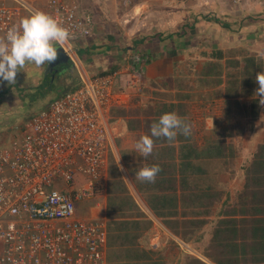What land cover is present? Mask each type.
Returning <instances> with one entry per match:
<instances>
[{"label": "crops", "instance_id": "0c3cea01", "mask_svg": "<svg viewBox=\"0 0 264 264\" xmlns=\"http://www.w3.org/2000/svg\"><path fill=\"white\" fill-rule=\"evenodd\" d=\"M25 1L48 12V0ZM73 1L94 21L92 36L75 41L88 67L93 59L107 74L132 54L148 60L140 92L133 83L125 89L128 70H119L116 90L126 104L111 112L113 152L97 197L78 207L80 217L107 223L105 264H264V188L255 185L264 177V100L256 95L264 72V0H196L193 7L155 0L173 8L156 28L167 34L181 28V35L145 40L148 33L135 29L128 45L117 25L131 0ZM152 2L139 0L133 10ZM32 65L7 84L20 85ZM193 66L196 79L183 72ZM167 113L185 118L190 135L153 138L152 153L142 155L136 142ZM154 165L160 168L154 183L135 178Z\"/></svg>", "mask_w": 264, "mask_h": 264}, {"label": "built area", "instance_id": "2783aa9c", "mask_svg": "<svg viewBox=\"0 0 264 264\" xmlns=\"http://www.w3.org/2000/svg\"><path fill=\"white\" fill-rule=\"evenodd\" d=\"M47 7L69 33L54 46L80 81L32 114L20 139L0 146V264H105L107 223L80 217L78 207L101 190L114 147L111 112L126 94L116 90L120 71L85 73L75 41L92 36L93 18L73 0H48ZM35 12L25 0H0V38ZM147 63L131 55L125 89L133 83L142 90Z\"/></svg>", "mask_w": 264, "mask_h": 264}, {"label": "rangeland", "instance_id": "374dc122", "mask_svg": "<svg viewBox=\"0 0 264 264\" xmlns=\"http://www.w3.org/2000/svg\"><path fill=\"white\" fill-rule=\"evenodd\" d=\"M131 3H128L125 6H123L124 10H126V18L122 19L121 23L118 24V28L120 31L123 32V34H127L128 37L125 38L126 43L125 45H128L132 43V40L134 39L131 35L135 36V29H138V31L148 33L147 36L141 38L145 40L150 39H159L160 41L164 42L166 38L168 39L172 35H181L182 30L179 29V32H177V28H175V31L171 34H167L170 30H159L162 28H159L166 20L168 12H170L172 9L170 5H162V2H156L154 5H149L143 7L142 10H133V7H135L133 4H139V0H131ZM178 4H181L183 0H176ZM186 2V7H193L196 4V0H184ZM195 1V3H194ZM224 1V0H222ZM176 3V4H177ZM151 4V3H150ZM176 8V7H175ZM180 9V8H179ZM135 15V16H134ZM159 16L163 19V22H161V18L159 19ZM158 17V18H157ZM158 20V21H157ZM181 21V20H180ZM192 24V21L187 24L188 27L195 26L190 25ZM116 25V24H115ZM158 26V28H156ZM156 28V29H155ZM164 32V33H163ZM133 33V34H131ZM195 35V32L193 33ZM129 37H132L129 39ZM137 37V36H136ZM161 42V44H162ZM80 57L82 60L83 67L85 69V73L88 75H91L92 77L95 75H101L102 68H98L101 65L93 66L94 60L92 59L91 64H93L91 67H88V62H85L83 59V53H80ZM105 57V56H103ZM95 61L101 60L102 57L99 56V58H94ZM195 63V62H192ZM200 62H198L199 64ZM202 63V62H201ZM197 64V63H195ZM203 65V64H202ZM34 69V72L30 75H25V77L22 78V83L16 84V85H8L7 81L4 84H1L0 87V146H8L12 144L15 140L20 139V137L23 135V123L35 112H37L39 109H41L43 106H45L52 98L55 97V95L62 92V89L69 86L72 81L70 80V76L67 74L62 76V80L58 82V80H55L54 83L51 85V83L45 79V71H44V65L42 67L32 65ZM127 65L122 64L120 66L121 69H125ZM26 67V66H25ZM194 70L184 69V73H189V77H192V79H196L199 73H197L198 66H193ZM119 69V70H121ZM117 70V71H119ZM181 74V72L176 75L178 77ZM17 82V77H16ZM76 83V82H75ZM51 85L52 91L51 93L49 86ZM49 88V89H47ZM192 91H194L195 94L200 95L201 91L199 89L195 90V86H191ZM5 89V90H4ZM12 91V93H11ZM149 92L153 93V90L149 89ZM130 115L131 112H130ZM118 138L121 139V136L118 135ZM191 264H199L196 260H191Z\"/></svg>", "mask_w": 264, "mask_h": 264}, {"label": "clouds", "instance_id": "9594fccd", "mask_svg": "<svg viewBox=\"0 0 264 264\" xmlns=\"http://www.w3.org/2000/svg\"><path fill=\"white\" fill-rule=\"evenodd\" d=\"M68 35L67 29L54 17L43 12H35L22 19L19 28L13 27L4 38H0V80L13 84L16 82L17 72L27 64L41 66L52 63L58 56L54 42H63ZM50 81L51 79H48V83ZM256 82L259 85L256 95L264 100V72L257 74ZM190 132L191 125L185 118L176 113L163 114L151 125L150 134L142 136L135 147L139 153L148 156L153 151V138L163 137L173 142L178 133L188 136ZM159 172L158 165L143 167L136 173L135 178L142 182L154 183Z\"/></svg>", "mask_w": 264, "mask_h": 264}, {"label": "water", "instance_id": "95a60500", "mask_svg": "<svg viewBox=\"0 0 264 264\" xmlns=\"http://www.w3.org/2000/svg\"><path fill=\"white\" fill-rule=\"evenodd\" d=\"M57 49V59L53 61L52 63L48 64L45 63L46 65V71L44 73L45 77H48L51 75V84L54 83L55 80H61L62 76L65 74H69L70 80L72 82L79 83L80 78H79V73L76 69V67L69 62L68 56L65 54V52L60 48L56 47ZM61 77V78H60ZM71 86H67L63 89L61 94H65L69 92L71 89Z\"/></svg>", "mask_w": 264, "mask_h": 264}, {"label": "trees", "instance_id": "16d2710c", "mask_svg": "<svg viewBox=\"0 0 264 264\" xmlns=\"http://www.w3.org/2000/svg\"><path fill=\"white\" fill-rule=\"evenodd\" d=\"M249 60H251V59H249ZM254 61V60H253ZM257 63V61H254L253 62V64H256ZM255 67H259V65L257 64V66H255ZM77 85V83H75V82H72L69 86H71V87H75ZM258 102V100L256 101V103ZM261 150H262V148H261ZM262 159H263V161H264V150H262V151H260V155H259ZM260 167L261 168H263L264 169V162H262V164L260 165ZM263 181V183H255V185H259V184H261L260 185V187H263L264 188V177L260 180V182H262ZM264 192V191H263Z\"/></svg>", "mask_w": 264, "mask_h": 264}, {"label": "flooded vegetation", "instance_id": "af4514ba", "mask_svg": "<svg viewBox=\"0 0 264 264\" xmlns=\"http://www.w3.org/2000/svg\"><path fill=\"white\" fill-rule=\"evenodd\" d=\"M45 65H46V64H45ZM44 71H46V69H44ZM50 76H51V75H49V78H46V79H47V81H48V79H51V78H50ZM60 78H61V77H60ZM61 80H62V78H61ZM61 80H59L58 82H60ZM47 89H49V88H47ZM49 90H50V91H48V92H50V93H51V91H52V87H51V89H49Z\"/></svg>", "mask_w": 264, "mask_h": 264}]
</instances>
